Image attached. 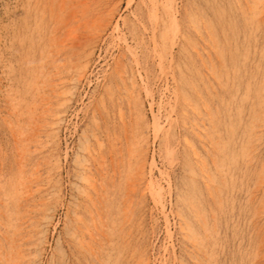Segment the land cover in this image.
<instances>
[{
  "label": "rangeland",
  "instance_id": "1",
  "mask_svg": "<svg viewBox=\"0 0 264 264\" xmlns=\"http://www.w3.org/2000/svg\"><path fill=\"white\" fill-rule=\"evenodd\" d=\"M82 1L0 0V264H264V0Z\"/></svg>",
  "mask_w": 264,
  "mask_h": 264
},
{
  "label": "bare ground",
  "instance_id": "2",
  "mask_svg": "<svg viewBox=\"0 0 264 264\" xmlns=\"http://www.w3.org/2000/svg\"><path fill=\"white\" fill-rule=\"evenodd\" d=\"M65 1V0H64ZM67 1H69V0H66V2L65 3H67ZM82 1V0H81ZM62 2H63V0H62ZM83 2V1H82ZM164 3V6H165V9L169 12V13H171L172 12V14H170V16H171V21H172V23H171V27H172V30L175 32L176 31V28H177V26H178V24L176 25V19H177V17H176V11H175V2L173 1V0H150V3L149 4H151L152 5V8L157 12L158 11V9H159V6H160V4L161 3ZM58 3V2H57ZM56 3V4H57ZM69 3V2H68ZM74 3V2H73ZM61 5V4H60ZM51 6H53V5H51ZM64 6V5H63ZM61 7H62V5H61ZM89 7V6H88ZM79 8V7H78ZM53 9V8H52ZM76 9V8H75ZM58 10V9H57ZM56 11V10H55ZM67 11V10H66ZM57 12V11H56ZM60 13V12H59ZM76 13V12H75ZM155 13V12H154ZM56 14V13H55ZM118 15V14H117ZM58 16V15H57ZM84 16V15H83ZM59 18V17H58ZM66 18V17H65ZM65 18H64V20H65ZM71 18V17H70ZM76 19V18H75ZM74 19V20H75ZM59 20H61L60 18H59ZM63 19H62V21H64ZM59 22V21H58ZM66 22H68V21H66ZM60 23V22H59ZM66 24V23H65ZM81 25V24H80ZM68 26V25H67ZM87 26V25H86ZM62 27V26H61ZM59 28V27H58ZM64 28V27H63ZM62 29V28H61ZM114 29V28H113ZM67 30H69V29H66L65 31H67ZM75 30V29H74ZM178 30V29H177ZM150 31V30H149ZM157 31V30H156ZM69 32V31H68ZM173 32V33H174ZM66 33V32H65ZM175 34V33H174ZM58 35H60V34H58ZM93 36V35H92ZM79 37V36H78ZM77 37V38H78ZM85 37V36H84ZM91 37V36H90ZM57 38V37H56ZM72 39V38H71ZM106 39V38H105ZM56 40V39H55ZM56 42V41H55ZM59 41H57L56 43H58ZM63 42V41H62ZM82 42V41H81ZM80 42V43H81ZM85 42V41H84ZM88 42V41H87ZM122 42V41H121ZM155 42H156V40H155ZM145 44V43H144ZM81 45V44H80ZM71 46V45H70ZM74 46V45H73ZM73 54V53H72ZM159 54V52L157 53V55ZM3 55V54H2ZM163 56H164V54H163ZM158 57V56H157ZM159 57L160 58H158L159 59V61H160V59L162 60V61H160L159 63H160V66H161V68H163L164 69V59H163V57H162V55L161 54H159ZM126 59V58H125ZM73 60V59H72ZM85 61V60H84ZM83 62V61H82ZM138 63V62H137ZM122 63H120V65H121ZM83 66V65H82ZM85 66V65H84ZM151 66V65H150ZM159 67V66H158ZM167 69V68H166ZM138 71V70H137ZM197 71V70H196ZM139 72V71H138ZM10 73V72H9ZM83 74V73H82ZM82 74H80V75H82ZM141 74V73H140ZM139 74V75H140ZM162 77V76H161ZM82 78V77H81ZM115 79V78H114ZM121 79V78H120ZM10 81V80H9ZM74 81V80H73ZM134 85V84H133ZM146 89V88H145ZM148 89V88H147ZM145 91H147V90H145ZM56 93V92H55ZM76 93V92H75ZM146 94H148V93H146ZM150 95L152 96V94L150 93ZM156 95V94H155ZM159 96V95H158ZM171 97V96H170ZM53 98V97H52ZM149 98V97H148ZM150 99V98H149ZM46 101V100H45ZM44 101V102H45ZM69 102V101H68ZM71 102V101H70ZM37 103V102H36ZM33 104V103H32ZM166 104V103H165ZM51 105V104H50ZM62 105V104H61ZM47 106V105H46ZM35 108V107H34ZM44 108H46V107H44ZM66 111V110H65ZM50 112H52V111H50ZM57 114H59V113H57ZM152 114V113H151ZM29 115V114H28ZM31 116H33V115H31ZM57 116V115H56ZM154 119H155V122L153 123L154 124V127L157 125V124H159V117L155 114L154 115ZM153 119V120H154ZM47 122V121H46ZM51 122V121H50ZM12 123V122H11ZM25 124V123H24ZM39 124V123H38ZM156 124V125H155ZM166 124V123H165ZM27 126V125H26ZM52 126V125H51ZM158 126V125H157ZM158 127H160V124H159V126ZM155 128H157V127H155ZM202 128V127H201ZM158 129V128H157ZM20 130V129H19ZM158 132V131H157ZM199 136H200V134H199ZM201 137V136H200ZM22 138H24L23 136H22ZM26 138V137H25ZM59 140V139H58ZM50 142V141H49ZM26 143V142H25ZM187 143H188V141H187ZM190 143V142H189ZM193 148H195V147H193ZM94 150V149H93ZM148 150V149H147ZM86 151V150H85ZM16 152H18V150L16 151ZM30 152V151H29ZM98 154V153H97ZM130 154H131V152H130ZM199 154V153H198ZM83 156V155H82ZM168 156V155H167ZM198 156V155H197ZM100 157V156H99ZM110 157H112V156H110ZM39 159V158H38ZM118 159V158H117ZM201 159V158H200ZM21 160V159H20ZM17 161V160H16ZM45 161V160H44ZM48 161V160H47ZM83 161V160H82ZM116 161V160H115ZM156 161V160H155ZM204 161V160H203ZM79 162V161H78ZM117 162V161H116ZM202 162V161H201ZM80 163V162H79ZM83 163V162H82ZM89 163V162H88ZM205 163H206V161H205ZM101 164V163H100ZM143 164V163H142ZM81 165V164H80ZM148 165V164H147ZM152 165V170L154 169V163H152L151 164ZM141 167V166H140ZM205 167V166H204ZM111 168H113V167H111ZM160 168V167H159ZM50 169V168H49ZM97 169V168H96ZM149 169V168H148ZM151 169H150V173H151ZM21 170V169H20ZM114 171V170H113ZM114 172H116V171H114ZM21 173V172H20ZM30 173H31V171H30ZM161 173V172H160ZM25 174V173H24ZM43 174V173H42ZM105 174V173H104ZM149 174V173H148ZM128 175V174H127ZM207 175V174H206ZM210 175V174H209ZM38 176V175H37ZM84 176V175H83ZM86 176V175H85ZM93 176V175H92ZM104 176V175H103ZM142 176H144L143 174H142ZM29 177V176H28ZM146 177V176H145ZM86 178V177H85ZM92 178H94V177H92ZM148 178V177H147ZM94 179H96V178H94ZM150 180V187H151V191H152V194H153V201H154V203H156L159 207H162L161 205H163L164 204V200H165V195H164V190H163V187H162V185L159 183V181L157 180V179H155L153 176H151L150 175V178H149ZM196 179V178H195ZM20 180V179H19ZM23 180V179H22ZM30 180H31V178H30ZM85 180H87L88 182H90V180H89V178H86ZM164 180V179H163ZM35 181V180H34ZM149 181H148V183H149ZM33 182V181H32ZM132 182H134V181H132ZM139 182V181H138ZM101 183V182H100ZM147 183V184H148ZM205 183H208V182H205ZM28 184V183H27ZM79 185V184H78ZM207 186H208V184H207ZM92 187V186H91ZM141 187V186H140ZM96 188V187H95ZM131 188V187H130ZM134 188V187H133ZM143 188V187H142ZM26 189V188H25ZM36 189H38V188H36ZM93 189V188H92ZM141 189V188H140ZM144 189H145V187H144ZM47 190V189H46ZM109 190V189H108ZM143 190V189H142ZM261 190V189H260ZM19 191V190H18ZM92 191V190H91ZM145 191V190H144ZM93 192V191H92ZM128 192V191H127ZM19 193V192H18ZM46 193V192H45ZM149 193V192H148ZM13 194H15V193H13ZM88 195H89V193H87ZM143 194V193H142ZM30 195V194H29ZM45 195V194H44ZM91 195V194H90ZM92 196V195H91ZM128 196H129V194H128ZM84 197V196H83ZM183 197V196H182ZM16 199V198H15ZM2 200V199H1ZM36 200V199H35ZM131 200H132V198H131ZM20 201V200H19ZM40 201V200H39ZM38 201V202H39ZM43 201H45V200H43ZM41 202V201H40ZM8 203V202H7ZM93 203H94V201H93ZM183 203V202H182ZM88 204V203H87ZM129 204V203H128ZM188 205V204H187ZM194 205V204H193ZM94 206V205H93ZM88 207V206H87ZM18 208V207H17ZM26 208V207H25ZM34 208V207H33ZM90 209V208H89ZM162 210V213H164V215H166V210L164 209V208H161ZM203 209V208H202ZM87 210V209H86ZM126 210V209H125ZM131 210H133V209H131ZM204 210V209H203ZM3 212V211H2ZM96 212V211H95ZM180 212V211H179ZM100 215V214H99ZM1 216V215H0ZM131 216V215H130ZM182 216V215H181ZM166 217H167V215H166ZM30 218V217H29ZM81 218V217H80ZM198 218V217H197ZM27 219H28V217H27ZM38 219V218H37ZM24 220V219H23ZM181 222V221H180ZM187 223V222H186ZM185 223V224H186ZM2 224V223H1ZM93 224V223H92ZM184 224V225H185ZM188 224V223H187ZM113 225V224H112ZM77 226V225H76ZM95 226H97V225H95ZM186 226V225H185ZM184 226V227H185ZM189 226V225H188ZM180 227V226H179ZM78 228V227H77ZM186 228V227H185ZM189 229V228H188ZM77 230V229H76ZM182 230H184V229H182ZM191 230V229H190ZM42 231V230H41ZM82 231V230H81ZM84 231V230H83ZM189 231V230H188ZM195 231V230H194ZM190 232V231H189ZM13 233V232H12ZM187 232H185V234H186ZM195 233V232H194ZM27 234V233H26ZM40 234V233H39ZM75 234V233H74ZM80 234V233H79ZM103 234H104V232H103ZM106 234V233H105ZM185 234H183V235H185ZM4 235H6V234H4ZM77 235V234H76ZM189 235V234H188ZM188 235L186 234L185 236H187V238H188ZM198 235V234H197ZM84 236V235H83ZM98 236V235H97ZM113 236V235H112ZM199 236V235H198ZM20 237H21V235H20ZM196 236H194V238H195ZM7 238V237H6ZM35 238V237H34ZM192 238V237H191ZM9 239V238H8ZM26 239V238H25ZM94 239H95V237H94ZM39 240V239H38ZM78 240H81V239H78ZM190 240V239H189ZM82 241V240H81ZM85 241V240H84ZM191 241V240H190ZM195 241V240H194ZM21 242V241H20ZM86 242V241H85ZM7 243H8V241H7ZM196 243V242H195ZM81 244V243H80ZM32 245V244H31ZM34 245H36V244H34ZM82 245V244H81ZM262 245H264V242H263V244ZM3 246V245H2ZM29 246V245H28ZM194 246V245H193ZM35 247V246H34ZM33 247V248H34ZM89 247V246H88ZM93 247V246H92ZM196 247V246H195ZM4 248V247H3ZM11 248V247H10ZM198 248V247H197ZM9 249V248H8ZM83 249V248H82ZM88 249H90V248H88ZM92 249V248H91ZM96 249V248H95ZM154 249V248H153ZM192 249V248H191ZM84 250V249H83ZM93 250V249H92ZM186 250V249H185ZM199 250V249H198ZM1 251V250H0ZM89 251V250H88ZM109 250H107V252H108ZM7 252V251H6ZM10 252V251H9ZM22 252V251H21ZM174 252V251H173ZM189 252V251H188ZM5 253V252H4ZM12 253V252H11ZM10 253V254H11ZM19 253H20V250H19ZM93 253V252H92ZM86 254V253H85ZM189 254V253H188ZM264 254V253H263ZM17 255H18V253H17ZM20 255V254H19ZM15 255H13V257H14ZM6 257H7V255H6ZM10 257V256H9ZM12 257V256H11ZM33 257H34V255H33ZM94 257H96V255L94 256ZM1 258V257H0ZM2 258H3V256H2ZM87 258V257H86ZM103 258V257H102ZM6 259V258H5ZM15 259V258H14ZM20 259H22V258H20ZM106 259V258H105ZM142 260V259H141ZM147 260V259H146ZM145 260V261H146ZM3 261V260H2ZM11 261V260H10ZM13 261V260H12ZM15 261V260H14ZM20 261V260H19ZM100 261V260H99ZM107 261V260H106ZM147 261H149V260H147ZM152 261V260H151ZM196 261V260H195ZM187 262V261H186ZM16 264H19V263H17V262H15ZM14 263V264H15ZM7 264V263H6ZM95 264V263H94ZM105 264V263H104Z\"/></svg>",
  "mask_w": 264,
  "mask_h": 264
}]
</instances>
